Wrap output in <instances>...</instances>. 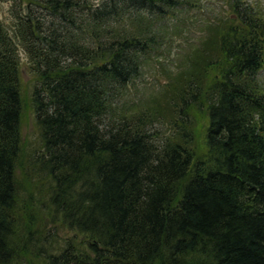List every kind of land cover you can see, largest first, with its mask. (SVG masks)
<instances>
[{
  "label": "trees",
  "instance_id": "trees-1",
  "mask_svg": "<svg viewBox=\"0 0 264 264\" xmlns=\"http://www.w3.org/2000/svg\"><path fill=\"white\" fill-rule=\"evenodd\" d=\"M16 5L13 23L0 18V264H264V84L257 76L264 17L257 6L230 0L233 18L210 40L214 54L196 57L178 86L181 108L205 104L201 151L182 143L177 137L186 131L176 128L158 144L148 114L116 111L160 37L112 27L134 11L150 21L184 3ZM19 47L29 59L43 148L32 165L49 179V211L64 224L56 256L44 253L57 234L39 229L37 212L18 201ZM200 77L208 80L196 99Z\"/></svg>",
  "mask_w": 264,
  "mask_h": 264
},
{
  "label": "rangeland",
  "instance_id": "rangeland-1",
  "mask_svg": "<svg viewBox=\"0 0 264 264\" xmlns=\"http://www.w3.org/2000/svg\"><path fill=\"white\" fill-rule=\"evenodd\" d=\"M19 0H0V18L6 23H13V8ZM102 0H90L98 4ZM184 6L169 8L168 14L161 19L155 14L150 15V21L144 15H135L134 11L130 20L125 24L114 25L113 30L118 35L123 33L146 37L157 34L156 52L150 53L151 58H144L142 74L129 85L122 89L127 94L123 100L118 99L119 95L112 97L118 99L116 111L121 109L125 113L147 115L151 118L148 124L156 143L161 139L172 137L173 131L182 129L186 134L178 136L181 142L190 145L194 149L203 150L204 133L207 126L206 111L203 103H188L190 106L181 108L182 101L175 96L181 95V81L187 77L194 65L198 62L196 57L208 55L212 52L213 46L210 40L218 33L224 31L222 23L233 18L230 12V0H180ZM256 5L257 11H261L264 17V0H246ZM232 17V18H231ZM231 21V20H230ZM216 53V52H215ZM214 52L210 54L213 55ZM19 70L21 77V94L23 100V113L20 121L21 153L19 165L16 166V181L21 183L18 186V201L27 205L29 211L37 212L38 228L49 233H56L57 238L46 253L47 256H56L64 244V224L60 216L55 217L49 211V194L47 186L50 184L46 176H41V167L33 164V160L43 151L39 138V127L35 122V114L32 102L29 100L32 91V79L28 70L29 59L27 54L19 47L18 50ZM258 79L264 84V68L258 73ZM208 79L199 78L200 88L192 86L196 93V99L201 97L200 89L205 87L203 81ZM197 84V81L194 82ZM173 91V92H172ZM125 95V94H124ZM175 98L168 104L167 97ZM185 96V95H184ZM182 97V96H180ZM187 97V96H186ZM166 99V100H165ZM191 101V100H190ZM193 102V100L191 101ZM118 114H121L120 112ZM190 134H187L189 133ZM192 137V138H191ZM173 139V138H172ZM185 140V141H184ZM39 174V178L37 175ZM65 232V229H64ZM71 231L65 232L70 233ZM55 238V237H54ZM40 257H43L42 255ZM21 261V260H19ZM21 264H26L23 259Z\"/></svg>",
  "mask_w": 264,
  "mask_h": 264
},
{
  "label": "bare ground",
  "instance_id": "bare-ground-1",
  "mask_svg": "<svg viewBox=\"0 0 264 264\" xmlns=\"http://www.w3.org/2000/svg\"><path fill=\"white\" fill-rule=\"evenodd\" d=\"M74 1V0H73Z\"/></svg>",
  "mask_w": 264,
  "mask_h": 264
}]
</instances>
